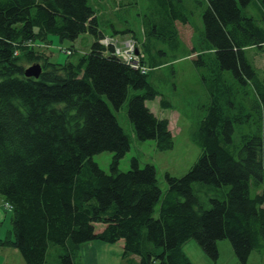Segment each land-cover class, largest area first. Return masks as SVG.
I'll list each match as a JSON object with an SVG mask.
<instances>
[{
    "label": "trees",
    "instance_id": "16d2710c",
    "mask_svg": "<svg viewBox=\"0 0 264 264\" xmlns=\"http://www.w3.org/2000/svg\"><path fill=\"white\" fill-rule=\"evenodd\" d=\"M155 1L141 40L129 29L110 35L132 33L142 72L100 44L106 35L89 0H0V197L11 227L0 245L25 264H82L81 247L94 241L122 242L123 259L138 264H192L183 251L192 240L213 263L219 241L230 242L239 264L264 250V191L250 193L264 182V70L260 77L247 57L264 53V0H207L201 43L190 51L177 27L188 25L182 1ZM252 4L257 19L243 12ZM84 34L93 42L76 62L52 63L35 48L51 35L74 42ZM179 50L203 70L209 103L191 138L200 155L185 175H165L161 199L152 165L133 158L129 171L118 170L130 138L109 105L126 104L136 141L171 150L168 121L145 102L161 95L150 75ZM33 64L37 79L24 75ZM160 106L171 108L163 96ZM102 152L113 155L109 174L92 161ZM195 184L218 190L209 207Z\"/></svg>",
    "mask_w": 264,
    "mask_h": 264
},
{
    "label": "rangeland",
    "instance_id": "374dc122",
    "mask_svg": "<svg viewBox=\"0 0 264 264\" xmlns=\"http://www.w3.org/2000/svg\"><path fill=\"white\" fill-rule=\"evenodd\" d=\"M183 3V12L188 19V25L179 27V37L187 51L192 48H198L203 36L202 14L207 6V0H181ZM90 4L98 14L100 30L110 36L113 29L116 31L131 30L141 39L143 37L142 28L145 26L147 19L156 18L157 3L151 4L150 0H89ZM117 4V5H116ZM248 16L259 17L258 10L254 5H250L245 11ZM147 18V19H146ZM118 38H121L119 36ZM129 39V37H124ZM138 40V39H137ZM139 41V40H138ZM93 38L84 34L79 36L77 40L71 42L69 40L61 41L56 36L48 37L49 46L41 43L35 44L38 52L43 54L48 60L56 64H64L67 61L76 62L78 56L87 53L92 45ZM73 49V51H70ZM164 51H168V46L161 47ZM70 52H69V51ZM73 52L74 55L68 57L66 53ZM182 50L177 52L178 59L174 61L168 58L166 64L156 69L149 78V82L161 95L157 96L153 101H146V107L160 119H166L169 123V130L173 138V148L168 151L158 152L155 148L154 141L138 142L132 135V126L127 118L126 104L118 111H114L109 102L104 98L110 109L114 113L117 122L123 129L125 134L130 138V150L119 161L118 170L127 172L130 170V162L135 158L139 168L146 165H152L156 172V179L161 189V199L166 192L165 175L179 178L185 175L194 165L200 155V149L193 144L191 138L194 130L199 122L205 116L203 106L208 105L209 97L202 84L201 74L203 70H199L193 64V57L182 58ZM176 57V58H177ZM249 61L257 69L258 75L261 77L264 70V53L249 51L247 53ZM161 96L171 105V108H162L160 106ZM240 129L235 128L233 135V144L240 142ZM112 153L102 152L92 157V161L103 172L110 173V164L112 161ZM194 194L204 207H209V200L218 197V190L200 184L193 186ZM226 192L228 188H222ZM264 191V182L258 188L251 187V196L261 194ZM159 206L155 208L154 217H157ZM264 207V206H263ZM10 213H8L7 221ZM6 224V226H7ZM4 226L2 228V236L8 235L10 228ZM9 230V231H7ZM194 245L198 244L192 240ZM219 245H230L228 240L218 242ZM217 244V245H218ZM97 253L98 264H129L122 257V250L118 244H107L101 241H94L91 244ZM83 247H87L84 245ZM190 258L198 263L197 254L192 248L185 249ZM201 250V249H200ZM223 249H221L222 252ZM18 257V264H25L21 255L17 250H13ZM81 253V251H80ZM255 260L258 264H262L264 258V250L261 253L254 252ZM223 256L226 254L223 250ZM213 263V262H212ZM17 264V263H16Z\"/></svg>",
    "mask_w": 264,
    "mask_h": 264
},
{
    "label": "crops",
    "instance_id": "0c3cea01",
    "mask_svg": "<svg viewBox=\"0 0 264 264\" xmlns=\"http://www.w3.org/2000/svg\"><path fill=\"white\" fill-rule=\"evenodd\" d=\"M98 15V14H97ZM178 27V24H177ZM179 30V27H178ZM142 31V30H141ZM143 32V31H142ZM180 33V31H179ZM107 35V34H105ZM135 38L138 40L139 39L136 34L134 33ZM132 33L126 34L125 36H121V37H131ZM7 210L5 209V203L3 201V199L0 197V240L2 241L3 239H5L8 235L5 234L6 236H2V228L4 226H6V221H7ZM8 228H10V223H9V219H8V224L7 226ZM9 231V230H7ZM9 234V232H8ZM91 244V243H89ZM84 246V245H83ZM81 247L80 251V258H81V262L82 264H98V258H97V253L94 251V248L92 246H88L86 244L87 247ZM118 246L120 247V249L122 250L123 244L122 242L118 243ZM197 245H194L193 243H188L184 248L183 251L184 253L187 255V257L190 259V261L192 262V264H195V262L190 258V256L187 254L186 252V248H192L193 250H195L196 254H197V261L199 264H239L237 262V259L233 253V250L231 248L230 245H217L218 248V260L215 263H212L204 254L203 252L196 247ZM221 249L224 250L225 254H226V259L223 256V250L221 252ZM15 249L7 247V246H1L0 245V264H18V257H16V253H14L15 251H13ZM256 255H251L247 264H258V262H256L255 257ZM126 263L129 264H138L139 263V259L136 257L130 258V259H126L125 261ZM262 264H264V258H263V262Z\"/></svg>",
    "mask_w": 264,
    "mask_h": 264
},
{
    "label": "built area",
    "instance_id": "2783aa9c",
    "mask_svg": "<svg viewBox=\"0 0 264 264\" xmlns=\"http://www.w3.org/2000/svg\"><path fill=\"white\" fill-rule=\"evenodd\" d=\"M100 44L105 47L111 46L114 55L124 64L135 70L141 69L142 72L146 71V68L141 63V60H143L144 57L138 51V46L134 40L128 39L120 41L116 38L106 37L100 42Z\"/></svg>",
    "mask_w": 264,
    "mask_h": 264
},
{
    "label": "water",
    "instance_id": "95a60500",
    "mask_svg": "<svg viewBox=\"0 0 264 264\" xmlns=\"http://www.w3.org/2000/svg\"><path fill=\"white\" fill-rule=\"evenodd\" d=\"M41 67L38 64H33L24 72L25 77L37 79L40 76Z\"/></svg>",
    "mask_w": 264,
    "mask_h": 264
}]
</instances>
